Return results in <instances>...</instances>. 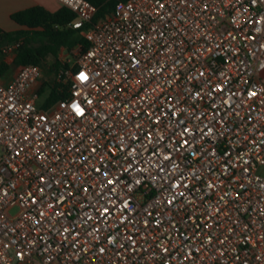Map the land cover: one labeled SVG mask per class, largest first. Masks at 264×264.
<instances>
[{
  "label": "built area",
  "instance_id": "built-area-1",
  "mask_svg": "<svg viewBox=\"0 0 264 264\" xmlns=\"http://www.w3.org/2000/svg\"><path fill=\"white\" fill-rule=\"evenodd\" d=\"M58 1L68 95L0 83V264H264V0Z\"/></svg>",
  "mask_w": 264,
  "mask_h": 264
},
{
  "label": "trees",
  "instance_id": "trees-1",
  "mask_svg": "<svg viewBox=\"0 0 264 264\" xmlns=\"http://www.w3.org/2000/svg\"><path fill=\"white\" fill-rule=\"evenodd\" d=\"M96 7L93 21H97L113 13L114 4L118 0H88ZM75 18V13L65 6L56 11H49L40 5H34L11 14V19L19 28L6 31L0 29V54L2 46L21 39L11 65L0 61V75L10 68H18L27 64L40 65L49 55L54 57L49 70L55 75L52 83L44 81L40 83L38 93L41 95L45 87L49 93L41 104L47 107L59 98L68 95L69 83L63 81V76L58 77L61 69L70 68L76 72L75 63L70 66L68 62L58 57L61 48L68 51L79 47V51L86 47V40L82 29L73 28L68 24Z\"/></svg>",
  "mask_w": 264,
  "mask_h": 264
},
{
  "label": "crops",
  "instance_id": "crops-1",
  "mask_svg": "<svg viewBox=\"0 0 264 264\" xmlns=\"http://www.w3.org/2000/svg\"><path fill=\"white\" fill-rule=\"evenodd\" d=\"M34 5H40L49 11H56L62 5L58 0H0V29L6 31H12L19 26L11 19V14ZM15 56V55H14ZM14 56H6L4 53L0 54V61H4L6 64L11 65ZM12 68L6 70L0 75V83L7 84L13 77L14 73L11 72ZM7 72H11L5 76ZM2 78H5L4 80Z\"/></svg>",
  "mask_w": 264,
  "mask_h": 264
},
{
  "label": "rangeland",
  "instance_id": "rangeland-1",
  "mask_svg": "<svg viewBox=\"0 0 264 264\" xmlns=\"http://www.w3.org/2000/svg\"><path fill=\"white\" fill-rule=\"evenodd\" d=\"M78 54H79V47H76L71 51H68L64 48H61L58 52V57L60 60L66 61L69 63L70 66H72L76 62ZM53 60H54V57L49 55L45 58L44 62H42L39 65V67H40V79H39L40 83H42L44 81L52 83L54 81L55 75L53 74V72H51L49 70V65L53 63ZM16 71H17V68H12V70H11L12 73H15ZM11 72H7L5 74V76L9 75ZM2 79L4 80L5 78H2ZM48 93H49V88L46 86L44 89V92L40 95V98L38 100L39 104L43 103V101L47 97ZM257 172H258V174L264 176V166H259ZM16 210H17L16 208H13V209H11V212L13 213Z\"/></svg>",
  "mask_w": 264,
  "mask_h": 264
},
{
  "label": "snow or ice",
  "instance_id": "snow-or-ice-1",
  "mask_svg": "<svg viewBox=\"0 0 264 264\" xmlns=\"http://www.w3.org/2000/svg\"><path fill=\"white\" fill-rule=\"evenodd\" d=\"M80 78H81L82 80L87 79V77L85 76L84 73H81V74H80ZM252 95H255V93H252ZM74 107L77 109L78 113H82V112H83V109H80L78 105H75ZM110 183H111V181H110ZM169 203H171V201H169ZM107 211H108V209L106 208V209H105V212H107Z\"/></svg>",
  "mask_w": 264,
  "mask_h": 264
}]
</instances>
